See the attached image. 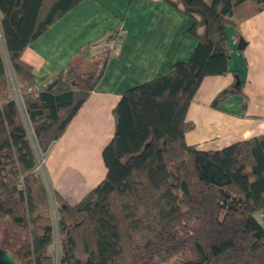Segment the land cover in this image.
Listing matches in <instances>:
<instances>
[{"label":"trees","instance_id":"16d2710c","mask_svg":"<svg viewBox=\"0 0 264 264\" xmlns=\"http://www.w3.org/2000/svg\"><path fill=\"white\" fill-rule=\"evenodd\" d=\"M81 1L0 0V220L19 235L16 248L0 249L20 264H55L56 226L59 264H264V135L223 150L186 142L195 127L187 112L202 81L229 73L226 27L263 12L264 0H166L193 20L198 45L188 62L125 92L102 153L106 176L71 205L50 192L39 157L101 80L117 31L103 41V53L86 48L98 60L93 72L68 67L41 91L33 92L35 73L22 56ZM235 76L214 108L243 94Z\"/></svg>","mask_w":264,"mask_h":264},{"label":"crops","instance_id":"0c3cea01","mask_svg":"<svg viewBox=\"0 0 264 264\" xmlns=\"http://www.w3.org/2000/svg\"><path fill=\"white\" fill-rule=\"evenodd\" d=\"M180 9L166 0H82L24 51L22 59L35 73V90L41 91L68 67L79 75L93 72L98 60L88 57L86 48L98 46L114 31L124 32L95 89L63 136L39 157L37 170L50 192L76 205L95 188L107 173L102 153L114 137V109L122 96L191 59L198 39L191 33L193 20ZM226 37L229 73L206 77L187 112L195 127L186 142L201 151L264 135V11L227 26ZM235 74L243 94L214 108L213 100L235 81Z\"/></svg>","mask_w":264,"mask_h":264},{"label":"rangeland","instance_id":"374dc122","mask_svg":"<svg viewBox=\"0 0 264 264\" xmlns=\"http://www.w3.org/2000/svg\"><path fill=\"white\" fill-rule=\"evenodd\" d=\"M104 44L105 43L101 42V45L92 48L90 52H92L93 54H96V53L99 54L101 52L103 53V51L105 50L104 48H106ZM8 73H9V83H10L12 95L14 96L15 99H17L20 102L21 99H20L19 86L16 83V79L12 75V73L10 71H8ZM39 160L41 161V159ZM38 172L40 173L41 169L38 168ZM56 216H57V205L54 202L53 204L54 222L56 221ZM54 238H55L54 244L51 249V252L54 256L55 264H59V259L61 257V245L62 244H61V240L59 239L56 226H55V231H54ZM0 240H1L0 248H3L4 246L16 248L19 242L18 233L10 226L9 221L6 219L0 220Z\"/></svg>","mask_w":264,"mask_h":264},{"label":"built area","instance_id":"2783aa9c","mask_svg":"<svg viewBox=\"0 0 264 264\" xmlns=\"http://www.w3.org/2000/svg\"><path fill=\"white\" fill-rule=\"evenodd\" d=\"M123 35H124V32L122 29H120L117 31V34L114 36V38H112V40L109 42L108 49L110 51L111 56L117 54V52L119 51V48L123 42ZM35 91L36 90L34 88L33 92Z\"/></svg>","mask_w":264,"mask_h":264},{"label":"water","instance_id":"95a60500","mask_svg":"<svg viewBox=\"0 0 264 264\" xmlns=\"http://www.w3.org/2000/svg\"><path fill=\"white\" fill-rule=\"evenodd\" d=\"M245 46V43L243 40H240L239 42V48L243 49ZM0 264H20L16 257L9 251L0 249Z\"/></svg>","mask_w":264,"mask_h":264}]
</instances>
